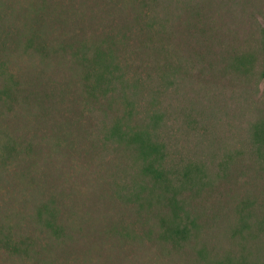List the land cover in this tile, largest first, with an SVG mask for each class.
Masks as SVG:
<instances>
[{
    "label": "rangeland",
    "instance_id": "obj_1",
    "mask_svg": "<svg viewBox=\"0 0 264 264\" xmlns=\"http://www.w3.org/2000/svg\"><path fill=\"white\" fill-rule=\"evenodd\" d=\"M0 264H264V0H0Z\"/></svg>",
    "mask_w": 264,
    "mask_h": 264
},
{
    "label": "trees",
    "instance_id": "obj_2",
    "mask_svg": "<svg viewBox=\"0 0 264 264\" xmlns=\"http://www.w3.org/2000/svg\"><path fill=\"white\" fill-rule=\"evenodd\" d=\"M136 138H138V140L140 139V135H135ZM141 144H143V142H141ZM144 145V144H143ZM145 146H142L141 149L143 150ZM148 146H146V150H147ZM145 151V149L143 150ZM151 171V170H150Z\"/></svg>",
    "mask_w": 264,
    "mask_h": 264
}]
</instances>
